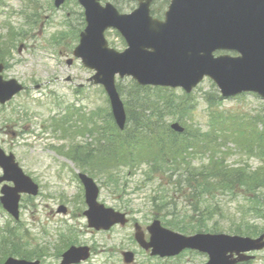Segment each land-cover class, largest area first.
Segmentation results:
<instances>
[{
  "label": "rangeland",
  "instance_id": "rangeland-1",
  "mask_svg": "<svg viewBox=\"0 0 264 264\" xmlns=\"http://www.w3.org/2000/svg\"><path fill=\"white\" fill-rule=\"evenodd\" d=\"M20 1L22 0H0V62H5L8 66L4 78L16 79L27 87L26 92L0 107V149L15 156L23 172L39 185L40 190L36 198L22 197L18 221H14L0 204V231H6L0 236V249L11 252V245H14L19 246V252L23 253L36 245L43 246L35 253L45 257L43 264H59L58 251L69 244H82L92 248L93 255L91 254L87 264H122L120 254L130 248L136 253L134 264L206 263L207 258L195 251L186 252L176 259H154L147 256L133 239V225L138 223L145 229L156 218L155 215L161 220V215L168 211L170 215L164 223L169 226L166 229L173 232L179 233L176 230L180 228L190 233H219V228L223 230L220 232L229 234V231H225L229 230L230 224H241L243 215H239L237 208L244 211L243 206L247 208L248 198L244 202L245 198L241 194L200 195L190 190H174L171 185H167L166 178L163 182L159 178L161 174L166 177L172 173L174 166L170 164H164L160 171L153 172L141 158H138L141 164L137 165V159L131 160L126 154L112 164L89 163L93 180L100 190L99 202L105 207L126 213L131 219V225L115 227L107 234L88 228L83 216V211L86 210L83 192L79 182L75 180L76 174L81 170L65 154L73 146L84 147V143L92 144L90 149H98L99 146L95 145L93 138L87 136H77L73 140L63 139L60 131L53 126L55 121H52L54 116L61 114V111L58 113L56 103L62 106L70 104V101H74L75 89V94H79L78 97L83 101L82 108L88 111L100 108L101 113L106 110L101 89L93 86L90 88L91 85L87 82L92 71L80 66L70 54L85 27L82 8L77 0H67L60 9L54 8L53 0ZM106 1L112 2L123 13H128L130 9L132 11L136 5L127 0H102L104 3ZM162 2L165 7L162 8L161 15L166 12L169 0ZM136 19L137 23H146L142 16ZM9 22L13 31L6 37ZM63 34L69 38L61 39ZM106 39L113 49L124 48L120 38L113 32H107ZM54 42L63 45L58 47ZM70 45L72 50L67 49ZM19 46H22L20 51ZM68 59L73 60L69 67L66 65ZM81 85L83 86L80 87ZM119 86L124 96L128 90H132L130 82L126 80L121 81ZM197 89V108L194 114L196 120L205 121L203 115L206 114V109L200 98L204 93L215 91L209 83ZM97 95L100 99H96ZM124 96L122 98L125 101ZM239 103L240 106L236 105L237 112L259 116L264 123V103L251 95L234 103L223 101L217 107L220 110L228 109ZM65 107L61 109L64 110ZM175 115L179 116L178 113ZM108 129L105 126V130ZM164 131L165 129L162 132ZM104 136L108 139L110 134L104 133ZM251 144L253 148L256 147L255 142ZM105 145L107 143L104 140L102 146ZM224 149L227 153L224 160H229L232 165L251 157L248 152H239L233 142L226 143ZM142 155L143 152L140 156ZM263 162L262 160L261 163ZM261 163L250 160V165L254 168L261 166ZM177 174L179 173L175 175ZM260 192L263 193L264 189L257 191L258 194ZM240 201L242 202L237 203ZM61 204L67 208L65 215L58 213ZM157 204L160 205L159 208L155 207ZM215 205L219 208L218 211L214 209ZM245 219L247 223L256 220H250V216L246 214ZM256 224H260V221ZM251 264H264V251L255 254Z\"/></svg>",
  "mask_w": 264,
  "mask_h": 264
},
{
  "label": "water",
  "instance_id": "water-1",
  "mask_svg": "<svg viewBox=\"0 0 264 264\" xmlns=\"http://www.w3.org/2000/svg\"><path fill=\"white\" fill-rule=\"evenodd\" d=\"M62 1L56 0V6ZM81 2L83 3V0ZM183 4L184 8H180V0H173L170 9L173 12L167 15L164 25L146 19V23L142 22L136 26L138 30L133 31L131 28V33L126 30L129 49L122 54L107 49L103 31L109 26L117 27L123 24L124 17L116 15L110 6L99 9L93 0H87L84 4L88 25L74 54L82 59L85 66L96 71L93 80L96 84L104 86L120 128H123L125 118L114 88L116 74L120 78L131 76L141 85L182 87L187 91L203 76H208L226 94L246 90L256 92L264 99V0H185ZM242 21L248 22V26L252 27V34L246 40L231 34L234 33L232 28ZM143 29L146 31H139ZM230 40L237 49L243 48L244 57L212 60L209 54L216 49V45L227 48ZM233 46L228 48H234ZM20 90L21 87L14 81L2 83L0 78L1 103ZM173 128L180 131L176 126ZM0 165L4 170V177L0 182L6 180L15 184L14 189L2 190V201L6 207L8 205V211L17 217L18 194L30 193L34 187L29 179L21 174L12 158L0 157ZM109 212L110 210L103 211L104 219L100 216L96 219L91 210L87 214L89 226L96 227L98 224L100 226L97 228L108 229L123 218V215L115 214L108 220L106 215ZM222 238L219 239L220 243L213 242V245L222 246ZM136 239L145 247L140 235L137 234ZM165 239L167 244L175 242L181 248L193 247L210 252L207 244L206 248H202L201 243L197 241V244L193 238L185 239L174 235L156 238L155 253L159 252ZM261 240L246 244L243 240L226 238L222 244L238 255L240 251L264 248ZM242 245L247 248L240 249ZM71 252L66 253L63 264H69L75 259ZM174 253L176 252L162 255ZM237 261L238 259L229 261L217 253L211 255L207 264H235ZM6 264L22 263L8 261Z\"/></svg>",
  "mask_w": 264,
  "mask_h": 264
},
{
  "label": "trees",
  "instance_id": "trees-1",
  "mask_svg": "<svg viewBox=\"0 0 264 264\" xmlns=\"http://www.w3.org/2000/svg\"><path fill=\"white\" fill-rule=\"evenodd\" d=\"M131 89L124 96L128 126H131V129L130 131L125 130L124 133H120L115 129L116 134L120 133L117 141L119 149L116 150V144L111 142L105 152L99 150L97 151L98 154H93L92 151L88 150L84 154L72 155L73 160L81 163L84 167H87L88 163L93 161L105 163L106 161L118 159L117 155L122 154L120 151L130 150L131 144L132 151L130 150L128 155H131L132 158L134 155L141 157V151L147 152L149 153L147 155V158L149 157L148 162H171L174 164L175 170H179L181 169V160L185 159L184 157H189L196 150H205V152L215 155L220 153L222 143L228 138L227 133H225L228 129L225 125V129L211 130L210 133H201L186 128L185 134L179 136L165 126L163 118L169 117L173 113L174 115L175 113L180 114L184 107L182 102L178 105L175 102L176 97L172 94L164 97L160 93L159 96H155L151 93L150 88L139 87L134 82H131ZM253 120L255 119L251 118L247 121L248 130L246 132L248 135L246 134L244 137L248 141L250 129L252 128L255 131L252 135L255 136V139H253L256 147L254 152L251 153L260 155L264 159V126L259 131L255 125L252 126L251 121ZM164 129L165 131L162 132ZM223 130L226 131L220 134ZM137 139L139 141L135 142ZM156 159H159V161ZM151 167L154 171L159 170L156 166ZM203 167L205 166H186L176 176V188L179 189L184 185L186 189L191 190L193 188L194 192L197 191L200 194H211V192L241 194L245 198L244 201L248 198L249 213L264 219V192L257 193L259 189H264V168L263 170L251 171L245 168L229 169L221 165L208 170ZM173 173L175 174L177 171H173ZM174 174L168 175L167 181L169 183H171ZM181 182L182 185H180ZM251 225L246 223L238 226L233 233L250 236L264 233V229L258 232V228Z\"/></svg>",
  "mask_w": 264,
  "mask_h": 264
},
{
  "label": "flooded vegetation",
  "instance_id": "flooded-vegetation-1",
  "mask_svg": "<svg viewBox=\"0 0 264 264\" xmlns=\"http://www.w3.org/2000/svg\"><path fill=\"white\" fill-rule=\"evenodd\" d=\"M70 246H74V247H77V248H80V247H86L88 248V253L87 255L90 256L91 254L93 255V250L92 248H90L89 246H86V245H82V244H69L68 245V248ZM67 248V249H68ZM66 249V250H67ZM125 252H130L131 253V248L130 249H126L124 250ZM124 251L121 252L120 256L122 255V253H124ZM21 254L19 255H14V256H10V257H13V258H16V259H19V260H25V261H30V262H39V264H43V260L45 259L44 256L42 255H38V254H28V253H25V254H22V252H20ZM61 256L62 254H57V257L59 259V264H60V260H61ZM55 258H56V255H55ZM89 258V257H88ZM87 258V259H88ZM122 264H123V259L120 261ZM76 264H87V262H83V263H76Z\"/></svg>",
  "mask_w": 264,
  "mask_h": 264
}]
</instances>
